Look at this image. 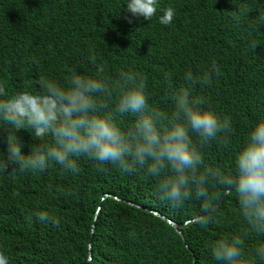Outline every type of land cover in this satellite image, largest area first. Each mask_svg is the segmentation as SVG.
Segmentation results:
<instances>
[{
  "label": "trees",
  "instance_id": "16d2710c",
  "mask_svg": "<svg viewBox=\"0 0 264 264\" xmlns=\"http://www.w3.org/2000/svg\"><path fill=\"white\" fill-rule=\"evenodd\" d=\"M169 7L174 9L176 19L159 27L173 37L159 48L144 38L154 29L155 16L148 21L133 15L135 25H130L125 16L132 14L127 10V0H0V81L6 82L10 93L39 92L42 77L65 83L70 69L94 77L103 66L105 74L113 79L121 71L141 77L124 60L134 65L149 61V68L156 63L172 68L190 57H212L226 68L217 81L227 86V98L211 107L222 112L229 106L237 114L227 109L221 113L222 118L231 120L233 131L241 122L245 126L247 107L239 84L246 76L244 63L264 60V26L250 29L252 22L264 14V0H170L157 11L163 15ZM245 8L251 9L249 15L237 23L233 17ZM139 31L141 37L136 36ZM252 40L258 44L255 50ZM92 58L95 65L90 62ZM146 91L153 108L169 111L170 102L161 92L148 85ZM261 100L264 102V96ZM2 126H8L0 125V151L6 153L9 133ZM28 131L16 133L24 154L37 142ZM46 140L52 142L50 137ZM203 158L206 166L215 167L220 160L228 171L234 169L235 156L217 141L203 149ZM86 163L79 162L80 171L75 175L63 172L55 163L43 173L0 172V251L9 264L88 261L97 207L92 202L103 190L113 192L115 183L97 176L94 163L91 169L85 168ZM113 170L117 169L99 173ZM136 187L147 190L137 202L178 223L205 213L204 206L194 201L176 207L159 196L153 198L150 193L158 195L156 190ZM122 196L132 197L129 190ZM233 197L229 195L210 219L202 220L204 223L180 227L185 241L160 215L111 199L96 221L89 264H218L211 254V244L245 227L239 203ZM40 210L53 215L58 225L38 222L34 214ZM261 242L264 236L249 234L245 253Z\"/></svg>",
  "mask_w": 264,
  "mask_h": 264
},
{
  "label": "clouds",
  "instance_id": "9594fccd",
  "mask_svg": "<svg viewBox=\"0 0 264 264\" xmlns=\"http://www.w3.org/2000/svg\"><path fill=\"white\" fill-rule=\"evenodd\" d=\"M169 1L127 0V10L132 14L125 16L130 25H135L133 15L148 21L155 16L154 29L144 38L154 41L159 48L173 37L163 33L159 26L175 21L174 9L167 8L163 15L157 11ZM250 11L242 9L233 19L239 23ZM261 26H264V14L252 22L250 29L256 31ZM170 32L174 33L171 28ZM136 36L141 37L140 31ZM257 45L255 40L251 41L253 50ZM124 61L141 77L132 71H121L113 79L105 74L103 66L94 77L70 69L68 82L42 77L38 81L39 92L17 93H10L11 88L0 81V125H7L2 127L9 133L7 151H0V172L43 173L55 163L63 172L75 175L80 171L79 162L87 161L85 168L91 169L94 163L97 176L115 183L113 192L103 190L92 202L97 207L88 264L93 258L96 221L111 199L160 215L184 238L180 227L198 221L204 223L202 220L210 219L232 194L239 203V215L245 227L215 240L210 246L211 254L218 264H257V261L264 264V242L245 253L249 234L264 236V102L261 100L264 60L243 64L246 76L239 89L245 94L248 117L247 124L241 122L234 131L231 120L222 118L221 113L227 109L237 114L229 106L222 112L211 107L227 98V86L217 81L226 73L220 61L212 57H190L172 68L161 63L149 68V61L136 65ZM90 62L95 65L96 59ZM147 85L167 98L169 111L150 105ZM21 129L31 130L28 132L37 141L28 154L22 152L23 145L16 135ZM48 137L51 143L47 142ZM213 141L235 156L233 170L221 166L220 160L215 167L205 165L203 149ZM106 167L117 170L99 173L106 171ZM136 186L156 190L158 195L150 193L153 198L159 196L176 207L194 201L204 206L205 213L178 223L137 202L147 190ZM127 190L131 198L122 196ZM34 215L40 223H59L46 210ZM0 264H9L2 251Z\"/></svg>",
  "mask_w": 264,
  "mask_h": 264
},
{
  "label": "water",
  "instance_id": "95a60500",
  "mask_svg": "<svg viewBox=\"0 0 264 264\" xmlns=\"http://www.w3.org/2000/svg\"><path fill=\"white\" fill-rule=\"evenodd\" d=\"M164 217H165V216H164ZM165 218L169 219L168 217H165ZM169 220L175 225L174 221H172L171 219H169ZM90 251H91V254H92L91 245H90ZM90 259H91V257H90ZM86 264H88V262H87Z\"/></svg>",
  "mask_w": 264,
  "mask_h": 264
}]
</instances>
